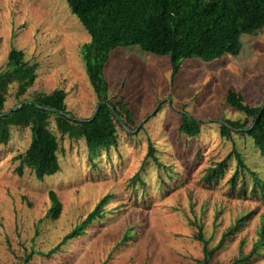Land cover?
<instances>
[{
	"label": "rangeland",
	"instance_id": "1",
	"mask_svg": "<svg viewBox=\"0 0 264 264\" xmlns=\"http://www.w3.org/2000/svg\"><path fill=\"white\" fill-rule=\"evenodd\" d=\"M90 36L66 0H0V71L14 47L25 60L36 62V78L16 96L17 84L6 92L4 110L35 93L56 88L67 92L65 107L75 119L89 118L97 107L81 58ZM237 55L203 61L181 60L172 76L167 56L138 46L116 47L104 66L109 95H118L132 114L130 125L117 126V143L89 155L84 138L61 136L53 118L50 128L59 141L60 170L38 180L19 159L30 143V128L11 126L6 144L0 143V264H20L24 252L35 251L26 264H199L202 244L195 238L202 226L210 247L238 218L239 231L228 238L211 264H227L246 254L264 223V198L234 189L229 177L236 160L217 182L203 176L233 149L264 179V156L248 135L219 133L224 118L245 115L226 102L232 89L250 106L264 105V26L240 35ZM182 113L199 120L201 131L188 137L178 131ZM148 140L160 163L172 167L173 178L146 158ZM139 173L146 192L132 177ZM164 181V183H162ZM53 190L61 202L57 218H44ZM143 192V193H142ZM106 194H112L103 216L85 232L66 241L58 252L45 255ZM39 252L43 254H39ZM246 264H264V251Z\"/></svg>",
	"mask_w": 264,
	"mask_h": 264
},
{
	"label": "trees",
	"instance_id": "2",
	"mask_svg": "<svg viewBox=\"0 0 264 264\" xmlns=\"http://www.w3.org/2000/svg\"><path fill=\"white\" fill-rule=\"evenodd\" d=\"M71 12L78 18L90 39L81 46V58L89 83L97 98L95 112L86 119L69 116L65 107L67 92L56 88L50 93H35L32 98L21 100L16 106L4 110L8 87L16 83V96L23 94L36 78L37 63L25 60L22 50L12 47L7 54L6 66L0 71V143L6 144L11 126L29 127L30 143L24 153L16 156L20 161L18 172L28 167L38 180L60 170L58 159L59 141L50 128L53 118L55 130L71 139L84 138L89 155L102 148L109 150L117 143V126L130 125L132 114L118 95H109L104 66L110 51L116 47L138 46L142 51L158 56H167L171 75L180 67L181 60L198 58L211 61L225 54L237 55L241 34H251L264 26V0H66ZM226 102L242 112L244 119L224 118L219 124V133L230 138L231 133L248 135L260 154L264 156V105L250 106L242 95L232 89L226 93ZM178 131L188 137H196L201 131V122L182 113ZM156 148L148 140L146 158H150L173 178L172 167L159 162ZM236 160L229 177L234 189L238 177L240 188L246 194L248 182L245 173L252 176L251 192L257 191L264 198V179L250 169L233 149L226 157L206 169L203 180L214 183L223 176L231 157ZM141 184L146 192V183L139 173L132 178ZM164 183V181H162ZM142 192V193H143ZM50 206L44 218L55 219L61 210V202L53 190L48 192ZM112 194L103 196L94 208L67 232L45 255L58 252L68 240L85 232L94 220L103 216L104 206ZM243 217L229 226L219 240L210 247L204 237L202 226H197L195 238L202 244L199 264H211L215 254L225 245L228 238L239 231ZM257 238L246 254L240 253L227 264H246L264 251V223L256 232ZM31 250L20 257V264H26L32 257ZM39 254H43L39 252Z\"/></svg>",
	"mask_w": 264,
	"mask_h": 264
}]
</instances>
